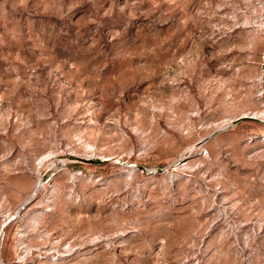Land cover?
<instances>
[{
  "label": "rangeland",
  "instance_id": "obj_1",
  "mask_svg": "<svg viewBox=\"0 0 264 264\" xmlns=\"http://www.w3.org/2000/svg\"><path fill=\"white\" fill-rule=\"evenodd\" d=\"M0 264H264V0H0Z\"/></svg>",
  "mask_w": 264,
  "mask_h": 264
}]
</instances>
